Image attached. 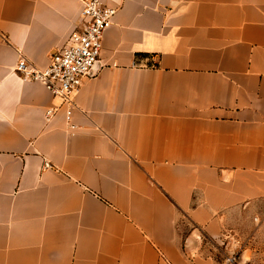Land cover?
<instances>
[{
    "label": "crops",
    "instance_id": "crops-1",
    "mask_svg": "<svg viewBox=\"0 0 264 264\" xmlns=\"http://www.w3.org/2000/svg\"><path fill=\"white\" fill-rule=\"evenodd\" d=\"M100 1L71 129L16 66L46 68L80 3L0 0V264H223L209 244L264 200V0Z\"/></svg>",
    "mask_w": 264,
    "mask_h": 264
},
{
    "label": "built area",
    "instance_id": "built-area-1",
    "mask_svg": "<svg viewBox=\"0 0 264 264\" xmlns=\"http://www.w3.org/2000/svg\"><path fill=\"white\" fill-rule=\"evenodd\" d=\"M78 2L81 6V25L71 34L66 46L52 57L50 64L39 69L26 59H20L16 66V72L24 79L41 83L58 101L55 108L47 111L46 117L50 119L59 109L65 108L71 129L76 128L71 123L74 96L100 61L104 34L112 26L118 12L100 0Z\"/></svg>",
    "mask_w": 264,
    "mask_h": 264
},
{
    "label": "rangeland",
    "instance_id": "rangeland-1",
    "mask_svg": "<svg viewBox=\"0 0 264 264\" xmlns=\"http://www.w3.org/2000/svg\"><path fill=\"white\" fill-rule=\"evenodd\" d=\"M257 207L255 212L233 217L232 237L226 243L209 244L210 251L221 263L264 264V200Z\"/></svg>",
    "mask_w": 264,
    "mask_h": 264
}]
</instances>
